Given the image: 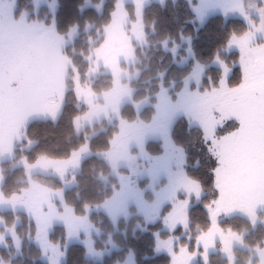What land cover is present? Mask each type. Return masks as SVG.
I'll return each mask as SVG.
<instances>
[{
	"label": "rangeland",
	"instance_id": "rangeland-1",
	"mask_svg": "<svg viewBox=\"0 0 264 264\" xmlns=\"http://www.w3.org/2000/svg\"><path fill=\"white\" fill-rule=\"evenodd\" d=\"M151 1L165 0H117L114 11L111 13L110 23L105 25L100 32V34H104L102 42L88 56L91 63L88 79L82 82L80 76L73 73L71 78L72 98L87 105L81 119L83 122L92 124L95 120L117 114L124 103L131 101L134 90L125 80L133 77L129 74V66L138 62L135 54L136 47L149 45L143 23V9ZM189 1L192 2L196 19L199 22H204L208 17L218 14L225 17H243L249 25L248 31L244 36L242 35L243 37L241 36L245 43H241V46L240 43L238 44L237 37L233 36L226 51H239V63L243 70V78L244 72L249 66L264 74V53L262 56L257 55L251 46L245 45L247 39H250L254 45V39L264 36V17L262 18V15L257 16L256 13L245 12L243 7L236 2L230 5L229 12L226 14L221 13L223 10L217 6L216 0ZM3 2L5 17L0 25L3 36H8L13 44L20 43L25 36H27L25 39L27 43H33L39 48L44 43L52 52L61 56L66 67L72 70L65 47L79 33L78 26L72 27L66 36L61 35L56 31L53 17L50 15L44 19H31L29 18L30 11L27 9L18 13L17 0H3ZM31 2L35 4V11L44 5L52 15L58 6L57 0H32ZM129 3L134 6V19H131L126 7ZM103 5L104 0L97 7L101 9ZM260 21L262 22L258 25ZM90 27L91 25L88 24L86 28ZM97 39L98 37L96 41ZM190 41L191 39L188 37L182 36L179 42H173L172 45L169 40H165L163 47L173 54L175 62L183 65L189 57L194 56L193 51H190ZM181 50H185L186 55L182 54ZM19 51L25 52L26 50L16 49V63L22 65L23 55L21 52L18 53ZM123 63L128 68H121ZM33 64L35 68L37 62L34 58ZM211 64L222 68V79L218 86L201 88L207 66L196 61L192 73L183 79L184 86L180 91H177L176 98L172 99L169 95L171 87H163L160 90L154 104L156 118L152 123L126 122L121 124V131L117 135L112 149L106 153V160L111 166V174L117 177L119 184L114 188L113 195H110L102 203L86 205L84 214H77L74 207L64 201L62 190L48 187L34 179L31 180V178L29 186L24 191L14 197L6 198L1 189L4 177L0 168V211H22L28 219L35 222V227L32 228L35 231L30 235V228L28 235L40 247L42 258L48 264H62L66 259L67 247L74 241H82L86 246L87 256L95 260L101 259L112 248L118 247L109 238L107 241L109 248H95L93 238H98L102 229L99 226L101 222L97 225L91 218L94 211L104 212L115 224L118 223L120 217L125 216L127 219L135 213L143 216L147 225L151 223L157 225L158 229L154 226L157 229L156 251L169 254L171 256L170 264H194L198 260L207 261L208 255L218 250L228 258V264H235L237 258L234 248L246 246L244 244L246 231L238 233L232 230H223L219 225V219L225 215L241 214L249 217L255 227L260 222L264 224V218H261L260 215V212L264 211V163L257 164L254 160L250 171L232 177L231 184L227 183L230 173L221 177L218 175L216 181L218 191H212L213 195L218 193L217 197H214L206 205L211 219L210 227L192 240L194 234L190 228L189 210L195 203L205 200V192L197 180L188 176L184 169L178 167L181 160L170 139L173 124L180 116L188 115L194 121L199 120L203 123H208L211 120L212 126L227 119L225 111L214 104L205 103V101L210 100L221 90L236 88L228 86L227 80L231 68L221 57H215ZM197 72H199V78H197ZM102 73H111L117 84L109 91L96 94L92 90L93 81L91 80ZM62 99L63 97H59L58 101ZM149 103L150 100L146 98L134 104L139 107ZM19 113L18 111L4 112L0 110V164L15 156L14 149L17 142L26 139L27 147H29L37 141L33 139L34 136L38 137L36 132L33 136L32 132L26 133L21 130L20 127L26 122V114L23 112L20 115ZM232 120L234 121L227 123L224 130H220L219 137L216 138L218 144L223 143L224 138L238 128L236 120ZM80 124L76 125V131L80 130ZM204 133L208 134L207 128L204 129ZM157 139L163 140L164 150L160 154H151L146 149V143L149 140ZM46 141L47 149L54 153L55 146L52 145L50 139ZM86 145L82 144L71 151L67 158L41 154L34 163L22 158L16 162V165L23 166L29 175L36 172L60 178L70 175V180L65 181V186L70 187L76 184L75 175L80 171L82 161L89 155ZM55 152L57 153L58 150ZM236 154L246 157L251 155V151L245 146H241L236 150ZM99 177L106 182L108 180L106 176L100 175ZM142 182H146L145 186L141 185ZM148 191L153 194L151 201L146 197ZM262 216L264 217V215ZM17 220L21 219L17 218L16 222ZM16 222L12 227H6L3 232H0V247L8 246L7 238L12 237L13 244L20 248L21 238L15 229ZM55 225H62L66 229L65 242L52 243L50 241L49 235ZM0 226H4L1 217ZM114 228L116 230L117 227L114 226ZM163 232L168 235H163ZM183 236L187 238V244H183V241L180 242ZM191 243H195V248L189 247ZM53 248L56 249V254L53 253ZM255 256H257L256 264H264V243L262 246L256 247L254 256L248 260V263L254 264ZM0 264L9 263L0 260ZM116 264H136L134 251H128L124 259Z\"/></svg>",
	"mask_w": 264,
	"mask_h": 264
},
{
	"label": "trees",
	"instance_id": "trees-1",
	"mask_svg": "<svg viewBox=\"0 0 264 264\" xmlns=\"http://www.w3.org/2000/svg\"><path fill=\"white\" fill-rule=\"evenodd\" d=\"M31 1L17 0L18 13L27 9L30 11L29 18L31 19H44L50 15L53 17L56 31L65 36L72 27H79V33L66 45L65 50L70 59L73 73H77L82 82L87 80L91 67L88 56L102 42L104 34H100V32L105 25L110 23L111 13L114 11L117 0H104L101 9L97 5L102 0H57L58 6L53 15L44 5L35 11V4ZM126 7L131 19H134V6L129 3ZM143 23L149 45L136 47L135 54L138 62L129 68L125 63L121 65V68L127 67L129 74L133 75L132 78L125 80L134 90L131 101L124 103L117 114H111L107 118L87 124L81 120L87 105L73 99L74 107H69L59 121L47 125L42 130L36 129L34 132L37 133V138L33 135L34 132L31 133L34 136L33 139L37 140L36 143L27 147L26 139L17 142L14 149L15 156L0 164L4 177L1 189L6 198L19 195L29 186V181L34 179L48 187L62 190L64 201L74 207L77 214H84L86 205L102 203L110 195H113L114 188L119 184L117 177L111 174V166L106 160V153L112 149L114 141L121 131V124L126 122L152 123L156 118L154 104L163 87H171L169 95L172 99L176 98L177 91H180L184 86L183 79L192 73L196 61L207 66L201 88L218 86L222 79V68L211 64L215 57H221L231 68L227 80L228 86L233 88L241 84L243 70L239 63L240 53L238 50L227 52L226 48L233 36L241 37L248 31L249 25L243 17H225L218 14L208 17L204 22H199L191 1L165 0L151 1L145 5ZM88 24L91 25L89 29L86 28ZM182 36L191 39L190 46L194 56L189 57L185 64L179 65L174 61L173 54L163 47V42L169 40L172 45L173 42H179ZM181 53L186 55L185 50H181ZM91 81H93L92 90L96 94L109 91L117 84L111 73H102L93 77ZM146 98L150 100L148 105L138 107L134 104ZM77 120L78 122H76ZM233 121L232 119L223 120L224 126L216 128L214 134L209 135L208 141L205 140L204 129H211V120L208 123H203L199 120L194 121L188 115H183L175 121L170 132L171 142L181 160L178 167L184 169L188 176L197 180L205 192V200L195 203L189 210L190 228L194 234L192 240L210 227L211 219L206 205L214 197H217L218 193L213 195L212 191L217 190L218 175L221 177L230 173L231 177L229 176L227 183L231 184L232 177L237 174H246L242 166L249 164L246 157L236 154V149L233 150L229 161L214 174L217 164L213 155L210 154L209 148L215 152L216 147L210 141L214 139L218 144L216 138L219 137L220 130H224L227 123ZM77 124H80L79 131H76ZM47 139H50L52 145L57 148L55 150H58L57 153L55 151L52 153L47 149L45 144ZM82 144H87L89 155L82 161L80 171L75 175L76 184L70 187L65 186V181L70 180V175L65 178L55 175L47 176L39 172L29 175L23 166L16 165V162L22 158L34 163L41 154L67 158L71 151ZM146 149L151 154H160L164 150V142L161 139L149 140L146 143ZM251 161L254 162V158ZM100 175L106 176L107 182L102 180ZM30 178L31 180H29ZM145 184L146 182H142L141 185L145 186ZM150 193L148 191L146 197L151 201L153 194ZM260 215L261 218H264L262 216L264 211L260 212ZM0 217L4 223V226H0V232H3L6 227H12L17 218L21 219L17 220L15 227L21 238L20 248L13 244L12 237H8L9 245L0 247V260L9 264H48L42 258L40 247L29 238L35 231L32 229L35 227L33 220L28 219L24 212L13 210L0 211ZM91 218L97 225L101 222L99 226L102 229L100 236L93 238L95 248H109L107 243L109 238L118 247L112 248L101 259L95 260L87 256V249L82 241H74L67 247L66 259L62 264H116L123 260L126 253L131 250L134 251L136 264L171 263L169 254L156 251L158 226L152 223L147 225L140 214L134 213L127 219L122 216L118 219L117 224L102 211L92 212ZM219 225L223 230H232L238 233L246 231L244 236L246 246L234 248L237 258L235 264H250L248 260L254 256V250L264 243V224L260 222L255 227L249 217L231 214L221 216ZM114 226L117 227L116 230ZM30 228V235H28ZM163 235H168V233L163 232ZM66 236V229L62 225H55L50 232L49 239L52 243H63ZM182 241L183 244L188 243L185 236L180 242ZM189 247L195 248V243H191ZM256 257H254V262ZM228 263V258L218 250L211 252L207 261L198 260L194 264Z\"/></svg>",
	"mask_w": 264,
	"mask_h": 264
},
{
	"label": "snow or ice",
	"instance_id": "snow-or-ice-1",
	"mask_svg": "<svg viewBox=\"0 0 264 264\" xmlns=\"http://www.w3.org/2000/svg\"><path fill=\"white\" fill-rule=\"evenodd\" d=\"M260 13L264 15V8L260 9ZM4 17L5 6L0 0V25ZM16 55L15 46L6 41L0 31V110L10 105L22 106L30 101V72L16 63ZM196 75L199 78V72ZM205 103L214 104L225 111L228 120L235 119L238 124V128L226 136L223 143L216 144L214 139L210 141L216 147L215 152L209 148L217 164L214 174L229 161L238 146L250 149L257 164L264 163V74L249 66L240 85L231 90H221ZM223 126V121L215 123L208 130L205 140L208 141L216 128ZM53 253L56 254L55 248Z\"/></svg>",
	"mask_w": 264,
	"mask_h": 264
},
{
	"label": "flooded vegetation",
	"instance_id": "flooded-vegetation-1",
	"mask_svg": "<svg viewBox=\"0 0 264 264\" xmlns=\"http://www.w3.org/2000/svg\"><path fill=\"white\" fill-rule=\"evenodd\" d=\"M26 37L20 43H14L13 45L15 50L19 48L26 50L18 53H22V65L30 72V101L22 106H6L2 110L4 112L9 110L18 111L20 115L24 112L26 122L20 128L26 133H31L36 129L42 130L47 125L59 121L69 107H74L75 102L72 98L73 92L71 93L73 71L66 67L61 56L52 52L44 43L39 48L33 43H27L25 41ZM4 38L6 41H11L8 36H4ZM33 58L37 62L35 68ZM59 97H63V99L58 101ZM240 147L238 146L235 149L238 150ZM56 149L54 147V150ZM246 159L249 165L242 167L247 173L252 168L253 162L251 160H253V157L249 155L246 156Z\"/></svg>",
	"mask_w": 264,
	"mask_h": 264
},
{
	"label": "crops",
	"instance_id": "crops-1",
	"mask_svg": "<svg viewBox=\"0 0 264 264\" xmlns=\"http://www.w3.org/2000/svg\"><path fill=\"white\" fill-rule=\"evenodd\" d=\"M235 2L237 4H239L241 7H243V10L245 12H248V13H256L255 15H257V16H261L260 9L261 8H264V0H224V1L223 0L222 1L216 0L217 6H220V8H222V10H223L221 13H226V14L229 12L230 5H233ZM241 14L243 15L244 13H241ZM263 17H264V15H262V18ZM261 22L262 21L258 22V25ZM242 37H237L238 44L240 43V45H241V43L242 44L245 43V40ZM242 40H243V42H242ZM257 40H258V42H257L258 44L256 43ZM247 41H248V43H247ZM247 41H246V44L245 45H247L248 47L251 46L254 49L253 51L257 55L258 54H260V56L263 55V53H264V47H263V45H264V43H263L264 42V36L263 37H260V38H257V39H254L253 40L254 45H252V41L250 39H247Z\"/></svg>",
	"mask_w": 264,
	"mask_h": 264
}]
</instances>
